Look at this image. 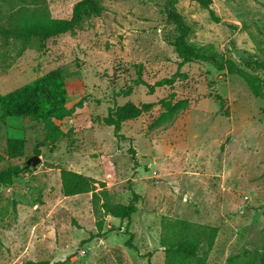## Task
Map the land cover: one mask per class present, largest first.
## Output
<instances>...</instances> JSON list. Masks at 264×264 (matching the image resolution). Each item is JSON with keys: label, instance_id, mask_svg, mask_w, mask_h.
Instances as JSON below:
<instances>
[{"label": "rangeland", "instance_id": "1", "mask_svg": "<svg viewBox=\"0 0 264 264\" xmlns=\"http://www.w3.org/2000/svg\"><path fill=\"white\" fill-rule=\"evenodd\" d=\"M71 1L0 0V26L21 12L62 13ZM168 1L189 24L190 44L233 60L264 89V0H211L219 21L197 0H100L101 14L73 35L0 36L1 93L58 68L67 107L83 99L57 122V135L36 121L0 120L1 154L7 138L24 140L23 156L5 158L0 169L28 166L0 186V264L162 263V215L217 227L206 264L264 258V97L236 71L206 62L179 65L169 44L176 31L166 20ZM177 69L185 77L153 93L134 82L138 73L152 84ZM215 94L224 98L222 109ZM163 99L188 105L163 119ZM126 101L151 107L124 122L120 132L129 139L117 140L100 118ZM61 167L104 181L114 201L127 202L129 187L139 193L129 222L106 215L104 234L89 237L96 232L91 194L63 196Z\"/></svg>", "mask_w": 264, "mask_h": 264}, {"label": "trees", "instance_id": "2", "mask_svg": "<svg viewBox=\"0 0 264 264\" xmlns=\"http://www.w3.org/2000/svg\"><path fill=\"white\" fill-rule=\"evenodd\" d=\"M44 1L52 5L60 0ZM197 1L201 6L208 9L210 16L215 21H219L210 6L211 0ZM167 5L166 20L173 24L176 31L175 37L169 41V44L173 47L177 57L180 58L179 65L206 62L218 71H236L245 79L255 96L264 97V89L256 75L248 72L229 58H218L215 54L201 52L190 44L187 41V36L191 30L189 24L181 14L173 10L171 1H168ZM102 10L103 5L100 0H72L66 9L58 14H44L39 11L25 14L21 12L13 20V24L6 27L0 26V36L21 40L29 38L45 40L63 33L73 35L77 30L83 28L86 19L100 15ZM178 77H185V74L177 69L169 77L160 78L149 84L138 73V78L134 82L138 85H144L148 93H153L155 88L171 86ZM128 91L123 92L124 95H127ZM215 98L222 109L224 98L219 94H215ZM66 103L67 90L63 76L61 71L55 68L16 88L4 93L0 92V120L5 121L7 118L16 117L23 121H36L41 124L46 132L57 135L60 133L57 122L70 116L75 108L82 107L83 99L71 107H67ZM160 103L163 108L161 113L163 119L174 117L188 105L187 101L182 99L174 102L163 99ZM150 107L151 104L136 105L130 101L120 105L114 104L108 107L106 114L100 118V121L112 127L117 140L129 139L120 132L121 125L128 120L139 117ZM23 154L24 140L18 137H9L5 142V155L0 153V162L5 158H20ZM27 169V165L20 166L18 164H10L6 168H1L0 186L11 185L13 177L27 171ZM59 177L63 196L91 194L90 204L95 215L96 232L90 233L89 237H101L104 234L103 225L106 215L121 220L125 219L128 223L131 215L137 210V203L141 196L131 187H129L130 199L127 202H120L112 200L104 181L90 175L61 167ZM216 234V226L162 215L160 218L159 245L163 250V262L157 263L148 260L146 264H206L207 253L213 246ZM129 244L130 240H127L126 245ZM262 251L264 254V242ZM263 263L264 258L262 257L257 264ZM23 264H48V262L46 260H26Z\"/></svg>", "mask_w": 264, "mask_h": 264}, {"label": "water", "instance_id": "3", "mask_svg": "<svg viewBox=\"0 0 264 264\" xmlns=\"http://www.w3.org/2000/svg\"><path fill=\"white\" fill-rule=\"evenodd\" d=\"M33 162H35V160H33Z\"/></svg>", "mask_w": 264, "mask_h": 264}]
</instances>
